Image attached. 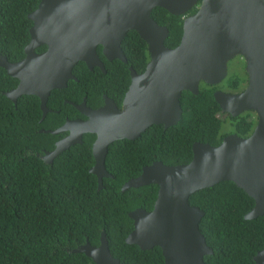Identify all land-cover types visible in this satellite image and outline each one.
<instances>
[{
  "label": "water",
  "instance_id": "1",
  "mask_svg": "<svg viewBox=\"0 0 264 264\" xmlns=\"http://www.w3.org/2000/svg\"><path fill=\"white\" fill-rule=\"evenodd\" d=\"M157 8L184 17L178 46L166 45L170 30L153 17ZM194 8L197 12L189 14ZM28 16L34 23L26 57L11 62L0 55V67L18 79L6 94L14 102L21 96H37L44 107L51 91L73 78L77 63L85 61L91 67L100 62L99 48L107 58L127 62L121 45L131 30L148 44L150 60L140 74L130 68L132 81L122 108L108 101L88 109L89 118L74 124L78 134L70 140L75 143L84 133L95 134V165L90 171L100 179L113 177L105 167L110 144L137 140L154 125H176L183 114L184 91L198 94L202 83L218 85L228 77L232 59L242 57L245 62L246 88L240 92L219 89L214 97L222 111L233 117L255 112L253 132L247 138L227 135L216 146L196 142L187 164L155 161L143 167L124 190L154 183L157 199L151 211L129 213L134 227L127 243L142 250L160 246L164 264H207L206 256L214 249L200 226L206 211L189 198L222 181H233L254 198L255 205L245 218L264 215V0H41ZM43 44L45 52L33 51ZM84 246L78 252L91 257L94 264H123L111 253L105 233L99 246L89 241ZM254 261L264 264V248Z\"/></svg>",
  "mask_w": 264,
  "mask_h": 264
},
{
  "label": "trees",
  "instance_id": "2",
  "mask_svg": "<svg viewBox=\"0 0 264 264\" xmlns=\"http://www.w3.org/2000/svg\"><path fill=\"white\" fill-rule=\"evenodd\" d=\"M39 3L40 0H0V55L11 62L25 55L32 24L27 13L35 11ZM196 12L194 8L189 14ZM153 17L170 30L166 45L178 46L184 17L163 8L155 9ZM122 44L128 64L114 62L110 96L120 90L117 97H123L128 90L129 66L142 73L150 60L148 44L135 30ZM87 69L81 61L73 70L77 77L85 75ZM246 81V71L233 70L217 86L202 83L198 94L184 91L183 114L176 125L166 129L164 125H154L137 140L110 144L106 167L113 177L105 178V188L98 190L97 176L89 171L95 163L92 149L87 159L84 146L78 144L61 152L53 165L37 156L42 147L50 148L53 140L50 134L38 133L46 125V121L39 122V97L25 95L15 104L6 92L17 86L18 79L1 67L0 264H93L91 257L75 250L87 241L99 246L102 233L113 256L123 264H164L160 246L142 250L126 242L134 227L129 213L137 208H152L158 185L150 183L126 191L121 188L155 161L168 165L189 163L196 142L216 146L227 135L250 134L253 112L237 117L223 114L214 97L217 89L234 92ZM85 90L92 92L81 84L77 92ZM224 115L229 117L228 130L224 128L228 121ZM57 129L56 126L53 131ZM85 137L94 139L95 135ZM189 200L206 211L200 226L214 249L206 256L207 264H255L254 256L264 248V215L245 218L255 205L253 197L233 181H222L198 190Z\"/></svg>",
  "mask_w": 264,
  "mask_h": 264
},
{
  "label": "flooded vegetation",
  "instance_id": "3",
  "mask_svg": "<svg viewBox=\"0 0 264 264\" xmlns=\"http://www.w3.org/2000/svg\"><path fill=\"white\" fill-rule=\"evenodd\" d=\"M28 15H29V13H27V17H29ZM33 23L34 22L32 21V24L30 25V29L33 26ZM30 41H31V39H30ZM30 41L25 46V49H24L25 55L22 57L23 59L27 55L26 54V48L29 46ZM121 47L123 49V52H125L123 44ZM46 50H47V45L43 44V45H40L38 47H35L33 51L36 53H42V52H45ZM102 53H103L102 49L98 51L100 62L98 64H93L91 67L88 66L85 61H82L86 64V66L88 68L85 71V75L80 76L77 74L78 75L77 80L72 78L67 82V85L65 87L53 89L51 91V93L49 94L48 99H47L46 103L44 104V107L42 106L41 99L39 98V100H38V107L41 109V112H40L41 118H40L39 122H41L42 118L44 117L46 119L45 123L47 126L51 127L52 129H53V127H56V126L58 129H62L61 133L58 135L59 138L54 140L53 143L51 144L52 148H42L43 153L39 154V156L42 159H44L45 161H47L48 163H50L52 165H53V159L57 155L54 153L56 151V149L60 148L62 143L65 142L68 138L70 140L71 135L75 136L76 134H78V129H76L74 127L75 122H77L79 120H87L89 118V116L86 113V111L88 109L100 108V107L106 105L108 103V101L114 102L119 108H122V102H123L124 97H125L128 90L124 93L123 97H117L120 90H118L117 93H114V96L109 95V92L111 91L112 86L114 85V83L112 81V76L114 73L110 75V70L116 64L114 62L120 61V58L115 57L113 59H109L105 55H103ZM237 59H239L240 61H236ZM128 61H129V59H128ZM231 61H236L235 63L239 64V68L236 65H234L235 70H237L240 73L245 72V62H244L242 57H235ZM15 62H17V61H15ZM120 62L123 63L122 61H120ZM124 63L128 64V62H124ZM117 65L120 66V64H117ZM131 67H133V66L128 67V71H129L131 81H132V76H131V71H130ZM73 72H74V70H73ZM74 73H76V72H74ZM137 73H139V72H137ZM246 76H247V74H246ZM247 79H248V77H247ZM247 82L248 81H246L245 84H243L242 86H239L240 88L236 89L234 92L243 91L247 86ZM72 83L76 84V86L73 87ZM221 83H219V84H221ZM80 84L82 86L85 85V86L90 87L92 92H89L88 90H85V93L77 92L78 86ZM130 85H131V82H130ZM130 85H129V87H130ZM210 86H217V85H210ZM129 87H128V89H129ZM221 90H224V89H221ZM224 91H229V90H224ZM120 99H122L121 103H119V101H118ZM248 112H251V111H248ZM223 114H225V113L223 112ZM227 114L229 115V113H227ZM251 116H252V119H254V126H253V130H254V128L257 124V115L255 112H253V114ZM70 128H72V129H70ZM253 130H251V133L253 132ZM85 134H93V133H84L82 135V137L77 139L78 141H76V143L80 142L84 146V148L86 150V158L88 159L91 155L90 149H92V154L94 152L93 149H94V142H95L96 137L94 139H90V138L85 137ZM235 134L241 136V134H239L237 132ZM250 134L246 133L245 138L250 136ZM73 142L74 141H71L68 144V146L71 145L70 147H74V146L78 145V144L73 143ZM107 156H108V154H107ZM93 157H94V155H93ZM106 159H107V157H106ZM94 165H95V163L93 164V166ZM93 166H91V168L89 167L90 170L93 168ZM105 167H106V161H105ZM106 170H107V167H106ZM105 178H108V177L106 175L102 176L101 179L99 178V176L97 177V182H98L97 188H98V190H102L105 188V184H104ZM124 187H125V184H123V186L121 188L122 191H126V190L130 189L129 188V189L124 190ZM153 207H154V204H153L152 208H149V209H146V208H137V209H145L147 211H151L153 209ZM137 209H135V210H137ZM86 243L80 244L75 251H79L80 249L81 250L85 249L84 245ZM93 264H94V262H93Z\"/></svg>",
  "mask_w": 264,
  "mask_h": 264
},
{
  "label": "clouds",
  "instance_id": "4",
  "mask_svg": "<svg viewBox=\"0 0 264 264\" xmlns=\"http://www.w3.org/2000/svg\"><path fill=\"white\" fill-rule=\"evenodd\" d=\"M41 1V0H40ZM122 61V60H121ZM124 62V61H123ZM1 68V67H0ZM11 91V90H10ZM9 92V91H8ZM6 94H7V92H6ZM14 102V101H13ZM15 104H17L18 103V98H17V100H16V102H14ZM225 114H227V113H225ZM40 118H41V116H40ZM46 121V119L43 117L42 118V120H41V123H43V122H45ZM55 127H53V129H54ZM53 129L51 128V127H49V126H47V125H45V126H43V127H41L40 129H39V131H38V133H44V134H50V135H52L53 136V140H52V143H53V141L54 140H56L55 139V137H54V134H53ZM46 131H49V132H46ZM76 144H81L80 142H78V143H76ZM71 146V145H70ZM70 146H67V147H65L62 151H60L59 153H57V155L55 156V158L61 153V152H63V151H65L66 149H70L71 147ZM70 147V148H69ZM42 148H49V147H42ZM42 148H41V151L40 152H37L36 154H37V156L38 157H40L39 156V154H42L43 153V150H42ZM50 148H52V146L50 147ZM55 153V152H54ZM41 158V157H40ZM54 158V159H55ZM42 159V158H41ZM54 159H53V161H54ZM44 160V159H43ZM47 162V161H46ZM48 163V162H47Z\"/></svg>",
  "mask_w": 264,
  "mask_h": 264
},
{
  "label": "rangeland",
  "instance_id": "5",
  "mask_svg": "<svg viewBox=\"0 0 264 264\" xmlns=\"http://www.w3.org/2000/svg\"><path fill=\"white\" fill-rule=\"evenodd\" d=\"M236 61H240L239 59H237ZM236 61H230L229 64H228V75L233 71L235 70L234 69V65H236L238 68H239V64L238 63H235ZM243 68V67H242ZM226 117V119L228 120L225 124H224V128L226 130H228L230 128V122H229V119L226 115H224Z\"/></svg>",
  "mask_w": 264,
  "mask_h": 264
},
{
  "label": "bare ground",
  "instance_id": "6",
  "mask_svg": "<svg viewBox=\"0 0 264 264\" xmlns=\"http://www.w3.org/2000/svg\"><path fill=\"white\" fill-rule=\"evenodd\" d=\"M33 12H34V11H33ZM28 18H29L30 20L33 21V19H31L30 17H28ZM121 46H122V45H121ZM77 64H78V63H77ZM73 79H76V80H77V77H76V75L74 74V72H73ZM21 97H22V96H21ZM19 98H20V97H19ZM256 115H257V114H256ZM150 128H151V127H150ZM150 128H149V129H150ZM164 128H165V126H164ZM165 129H166V128H165ZM61 131H62V129L54 130V131H53V134H54V135H59V134L61 133ZM46 132H49V131H46ZM67 140H68V139H67ZM67 140H66V141H67ZM68 141H69V140H68ZM71 141H73V140H70V142H71ZM73 143H75V142H73ZM109 146H110V145H109ZM108 149H109V147H108ZM108 152H109V151H108Z\"/></svg>",
  "mask_w": 264,
  "mask_h": 264
}]
</instances>
